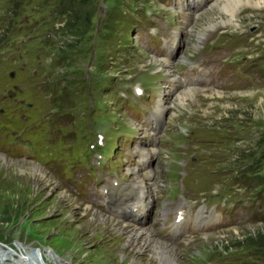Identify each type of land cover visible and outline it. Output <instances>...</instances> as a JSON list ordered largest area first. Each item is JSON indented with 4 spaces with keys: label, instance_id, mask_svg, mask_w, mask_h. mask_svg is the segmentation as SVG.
I'll list each match as a JSON object with an SVG mask.
<instances>
[{
    "label": "rangeland",
    "instance_id": "1",
    "mask_svg": "<svg viewBox=\"0 0 264 264\" xmlns=\"http://www.w3.org/2000/svg\"><path fill=\"white\" fill-rule=\"evenodd\" d=\"M57 2L58 6L56 7ZM61 2L65 3L64 6L75 4L80 6L81 15L77 20H83L84 16L88 17L87 31L78 38L76 35H72L71 41L68 40L70 39L69 35L60 30L63 22L69 20V18H65V14L60 15L58 12L63 7ZM214 2L215 0H211L209 7L212 12L206 16L202 14L201 18L198 17L191 25L193 35L191 47H196L197 42L203 41L205 38L226 42L228 37L242 36L247 41L242 44L243 47L238 48L239 56H256L258 53L264 52V5L260 4V7L241 5L236 8L234 13L235 22L229 23L227 17L223 19L225 22H222V26L217 24L205 31L208 22L215 21L214 23H216L220 20L219 16L215 14L217 7L213 8ZM109 8L114 11L115 20H118L117 17L121 13L132 15L135 18L139 17L138 12H131L124 6L123 0H0V35L3 36L2 40L5 39L3 41H8L7 29L19 25L21 20L29 15V18L34 21L31 32L35 33L36 31L41 36L42 34L47 35V38L44 39L47 42L46 48L49 51V56L41 61V65L45 67L44 64H46L48 69L53 67L54 76H63L61 78L63 86L67 85L68 81L77 78L80 72L85 70L90 51L100 47L98 39L94 41V38L97 37L95 31L101 30V27L109 21H107ZM144 9L145 13L156 17L150 7L145 6ZM50 10L57 11L59 16L54 15L55 12L51 16ZM88 12L90 13L88 14ZM52 21L56 22L52 24ZM119 21L116 23V27L121 28L119 31L121 37L124 30L122 20ZM217 34L221 36L217 38ZM128 37L125 36L124 39L130 43ZM136 37L141 41L144 40L143 32H139ZM62 40L74 46H67L63 50L65 43ZM40 41L41 39H38L35 41V45L32 43L30 46L41 45ZM125 48H130V45L126 44L123 49ZM56 54L62 55L60 57L61 65L57 67L54 64ZM102 54L103 56L110 55L107 50H103ZM105 58L93 61L91 67H96L98 71L107 65ZM45 75L46 73H38L40 81ZM93 76L94 72H91V77ZM22 77L24 75H20V78ZM246 86L250 89L227 95L226 99L219 97L212 99L216 96L213 95V91L203 92L201 89H194L193 87L181 88L170 97V104L181 115L176 121L177 124H184L187 129L190 127H209V130H215L218 133H223V131H227L229 134L232 131L236 132L237 139L235 142L222 149L227 155V161L222 163L226 167L239 165L243 169L254 163L262 164L264 161V73H257ZM188 88L191 89L189 93L187 92ZM201 95L210 100L202 103ZM69 101L72 104L71 110L64 108V111L70 114L62 115L64 119L58 128L49 134L41 132L37 125L29 128L23 136V147L26 150V155L37 161L56 163L66 168L84 166L87 169V174H91L87 167L89 161L86 143L91 140V135L95 130L101 131L105 143H108L109 139L116 140L117 133H112L109 127L119 128L120 131L125 130L122 125V118L119 117L121 113L117 106H113L110 111L114 114V119L108 121L101 117L107 112L103 106L97 105L92 110L87 98L80 102L74 96H70ZM30 116L29 119L33 121L40 117V113L36 111ZM71 117L72 120L68 124ZM2 136L5 138V143L2 147L0 146V150L5 154H13L14 140L5 133ZM161 151L160 149L159 152ZM13 161L28 163L26 160ZM0 164V247L6 250L13 249L14 253H11L13 257H16L17 253L25 251H39L47 264H59L57 258L81 263V258L73 260L71 253L84 240L82 231L86 229L87 222L82 221L81 224L68 227L53 220L55 209L52 205L57 199L59 200V195L58 192L47 190L49 186L47 180L38 175L36 178L38 185L34 187L33 180L27 176H21L15 168L10 167L7 163ZM160 168L161 165L158 170ZM76 172L81 175L78 170ZM162 174L164 175V172ZM193 179H197V176L193 175ZM214 180L220 181L222 178L214 176ZM248 198L249 195L246 199ZM252 213L253 210L239 207L240 216ZM5 218L8 219L7 222L2 221ZM39 221L40 224H38ZM245 221L248 220L245 219ZM256 228L259 232L262 231L264 222L240 223L235 221V224L210 233L189 249L188 253L191 258L195 259L191 261L198 264L203 263L214 251L226 254L240 253L246 248H243L245 244L238 239L235 240L234 245H231L232 247L228 248L220 245L213 247V244L215 242L219 244L226 234L235 235V238H242L244 234L252 233ZM48 253L52 254V258ZM91 253L88 257L92 261L91 263L101 264L95 253ZM105 256H107L105 253L98 255V257ZM5 259L10 261L8 255Z\"/></svg>",
    "mask_w": 264,
    "mask_h": 264
},
{
    "label": "bare ground",
    "instance_id": "2",
    "mask_svg": "<svg viewBox=\"0 0 264 264\" xmlns=\"http://www.w3.org/2000/svg\"><path fill=\"white\" fill-rule=\"evenodd\" d=\"M260 4L264 5V0H215L213 8L217 7V13H215V14L219 16L220 20H219V22H216V23H214L215 21L208 22L206 24L207 27H206L205 31L208 28H211L217 24H220L219 26H222V22H225V21H223V19L227 18V17H228L227 20L229 23H232L233 21L235 22V19H234L235 14L234 13L236 11V8L240 7L241 5H243V6L249 5L251 7H253V6L255 7V6H259ZM210 6L211 5L209 4L205 10L201 11V13H199L197 16V19L202 14H204V16H206L209 12H212V11H210V10H212L211 8H209ZM187 92L188 93L191 92V89L188 88ZM188 97H190V96H188ZM9 162H16V163H9ZM26 162H28V163H25V162L24 163H18L17 161H13V160L4 158L2 155H0V163H3V164L7 163L10 167L12 166L13 168H15L16 171H18V173L21 176H27L29 179L33 180V182H34L33 186L34 187H36L38 185V182L36 179L38 175H40L41 178H45L46 180H48L49 177L43 169H41L38 165H36L32 162H29V161H26ZM58 195H59V199H61V194H58ZM145 234H147V233L145 232L144 235ZM153 248H154V253H151L152 257H155L158 260L164 258L167 261H172V257H170L169 255H166L168 253V251H174L172 248L166 246L163 242H159L157 240L154 241ZM11 253H14L13 249H7L6 250V249H3L0 247V264H47L46 261H44L42 259V254L39 251H36V252L25 251L23 253H17L16 257H13L11 255ZM48 254L52 258V254L51 253H48ZM7 255L9 256L10 261H6L5 257ZM59 260H60V258H58V261Z\"/></svg>",
    "mask_w": 264,
    "mask_h": 264
},
{
    "label": "trees",
    "instance_id": "3",
    "mask_svg": "<svg viewBox=\"0 0 264 264\" xmlns=\"http://www.w3.org/2000/svg\"><path fill=\"white\" fill-rule=\"evenodd\" d=\"M61 3L63 5V7L58 12L60 13V15L65 14V18L67 17V19L69 18V20H65L63 22V24L60 26V30L67 33L70 37V39H68V40L71 41L72 35H76L78 38L79 36H82L87 31L88 17L84 16L85 18L83 20H77L78 17H80V15H81L80 6L78 4L64 6L65 3L64 2H61ZM57 6H58V2L56 3V7ZM53 8L54 7L52 6V9ZM54 12L52 10H50V13H52L50 15L53 16V13H54V15L59 16V13H57V11H54ZM89 13L90 12H88V14ZM55 22L56 21H52V24ZM7 32H8V29H7ZM0 37H1L0 42L5 40L4 38L2 40V37H3L2 35H0ZM45 38H47V35H45ZM62 42L65 43L64 47L62 48L63 50L66 49L67 46H74L73 44H67L65 40H62ZM61 56L62 55H60V54H56V57H61ZM60 64H61V60H60ZM254 164H257V163H254ZM254 164H251V165H254ZM2 221L7 222L8 219L5 218V220H2ZM236 239H238V241H241V243L245 244V245L243 244L244 245L243 248L250 246V244L255 245V246L256 245L257 246H263L264 245V229L259 232L258 228H256L252 233L249 232L247 234H244L242 238H235V235L226 234V236L223 238V240H221L219 242V244H217L215 242L213 244V247L220 245L221 247L228 248L231 245H234L233 244L234 242L236 243V241H235ZM260 244H262V245H260Z\"/></svg>",
    "mask_w": 264,
    "mask_h": 264
}]
</instances>
